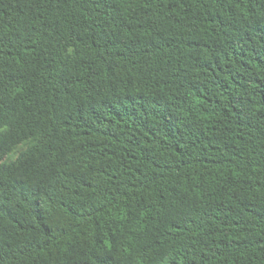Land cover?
<instances>
[{"label":"trees","instance_id":"16d2710c","mask_svg":"<svg viewBox=\"0 0 264 264\" xmlns=\"http://www.w3.org/2000/svg\"><path fill=\"white\" fill-rule=\"evenodd\" d=\"M0 264H264V0H0Z\"/></svg>","mask_w":264,"mask_h":264}]
</instances>
